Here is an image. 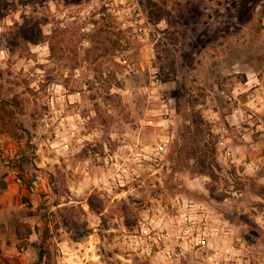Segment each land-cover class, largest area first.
Wrapping results in <instances>:
<instances>
[{"label":"rangeland","instance_id":"374dc122","mask_svg":"<svg viewBox=\"0 0 264 264\" xmlns=\"http://www.w3.org/2000/svg\"><path fill=\"white\" fill-rule=\"evenodd\" d=\"M0 264H264V0H0Z\"/></svg>","mask_w":264,"mask_h":264}]
</instances>
